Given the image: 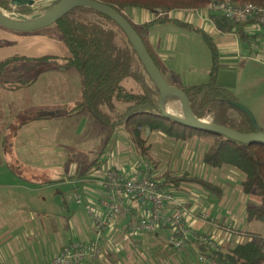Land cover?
<instances>
[{
    "label": "crops",
    "instance_id": "0c3cea01",
    "mask_svg": "<svg viewBox=\"0 0 264 264\" xmlns=\"http://www.w3.org/2000/svg\"><path fill=\"white\" fill-rule=\"evenodd\" d=\"M211 14L204 7L194 11L171 12L170 17L178 21L169 19L153 23L148 29L147 39L160 62L166 67L169 77L177 76L185 85H196L208 82L212 71L213 55L204 39L205 32L217 46L218 82L236 91L243 64L248 68L254 62L264 65V32L250 21L245 25L248 36L242 39L235 30L222 31ZM131 15L135 23L153 19L152 13L143 10H133ZM39 56L44 55L29 57ZM41 80L43 83H40ZM36 83L42 88L35 87ZM13 87L18 88L15 85H4L0 89L12 90ZM32 90L38 102L40 101V105L33 108L52 109V113L36 115L28 111L27 102L21 100L16 102L18 109L14 114L0 115V264H45L64 245L79 239H97L102 248L99 258L86 260L83 264H219L201 251L196 242V234L214 237L221 246L235 245L248 238L249 231L242 227L249 222L246 211L249 206L260 204V197L244 193L239 178L232 180L228 176L224 181V178L212 181L198 174H191L187 168L179 173L169 171L173 176L184 172L197 175L211 182L216 188L185 181L180 182L177 187L169 186L173 189L178 203L193 211L188 223L196 234L191 232L187 235V242L182 249L177 250L167 244L168 230H130L128 222L140 214L133 201L130 202L131 211L121 215L102 231L95 229L91 215L87 212L89 208L103 211L101 201L105 192L104 172L112 166L133 174L135 166L140 165V160L132 159L131 165L127 166L121 160L115 159V151L112 150L105 160H87L86 157L78 161L71 159L64 172L65 178L38 181L35 177L39 176V170L54 169L60 172L65 168L61 165L31 166L30 161L38 157L35 152L45 155L58 153L56 155L62 158L63 149L74 150L82 147V139L92 145L96 143V147H103L108 141L109 133L106 129L103 131V126L108 125L103 124L88 109L71 112L82 101V78L74 68L54 64L42 70L34 80ZM168 96L164 98V106L171 112L172 105ZM10 102L8 101L9 104ZM119 105L116 103L117 107ZM41 117L44 118L42 124L36 123V126L43 128L38 132L32 131L33 126L29 127L30 121ZM77 117L81 118L80 126L75 131L71 130V133L67 132L64 126L67 127L66 123ZM52 127L54 131L51 130ZM82 128L98 131L94 135L101 133V140L89 141L85 137L92 140L95 136ZM67 133L69 137L65 136ZM152 134L148 133V139ZM45 135L46 137L41 138ZM32 139H42L40 145L43 150L40 151V147ZM149 144L151 145L150 142ZM30 146L34 147L32 151ZM139 157L147 159L141 153ZM150 164L153 166L154 175L160 177L162 173L155 170L154 164ZM229 173L237 172L230 168ZM60 186L59 192L66 201L72 196L76 200L77 193L84 196L81 204L87 211L60 208L52 212L46 208V203L61 202V198L59 200L48 194ZM205 190L216 195H208ZM174 210L173 205L168 208L169 212ZM202 210L209 211L211 217L217 218L218 225L210 221H200L198 214ZM232 223L233 230H227L226 225ZM199 255L207 256L208 260L200 261Z\"/></svg>",
    "mask_w": 264,
    "mask_h": 264
},
{
    "label": "trees",
    "instance_id": "16d2710c",
    "mask_svg": "<svg viewBox=\"0 0 264 264\" xmlns=\"http://www.w3.org/2000/svg\"><path fill=\"white\" fill-rule=\"evenodd\" d=\"M58 1L60 0H52L43 8L41 14ZM95 1L116 9L130 22L168 83L186 93L198 118H210L209 121L242 133L262 131L257 121L254 122L246 111L236 106L235 103L239 101L234 92L218 82L217 46L208 34L204 32L203 36L212 51V71L208 82L196 85H185L177 76L169 77L166 67L149 45L147 32L153 23L169 19L178 21L169 14L175 11L201 9L206 6L208 0ZM235 1L264 4V0ZM10 2L11 0H0V8L28 17L34 14L31 6L14 7ZM133 10L148 11L152 13L153 19L144 23H135L131 15ZM211 16L222 31L235 30L242 39L247 38L245 25L250 21L234 22L219 13H212ZM53 25L57 26L61 33L66 46L65 52L59 56L18 55L0 62V88L5 85L1 80L8 67L19 60L27 63L29 79L20 78L11 81L7 86L20 87L23 82L31 84L42 70L54 64L74 68L82 78V101L71 112L88 109L105 125L125 126L141 154L156 167L159 162L150 153L148 133L159 132L184 143H196L197 140H202L203 162L206 165L233 169L241 176L240 185L243 192L260 197V204L247 208L248 221L254 219L264 221V144L242 143L219 133L192 128L166 115L161 108L160 93L131 41L119 25L104 12L86 6L75 7ZM116 103L120 104L117 115ZM156 178L167 187H177L180 182L185 181L216 188L211 182L188 172L173 176L168 170ZM171 190L173 191L172 188ZM248 234L245 241L231 246L219 245L218 248H213L198 239L196 242L202 252L219 264H264V248L258 242L260 235L252 232Z\"/></svg>",
    "mask_w": 264,
    "mask_h": 264
},
{
    "label": "rangeland",
    "instance_id": "374dc122",
    "mask_svg": "<svg viewBox=\"0 0 264 264\" xmlns=\"http://www.w3.org/2000/svg\"><path fill=\"white\" fill-rule=\"evenodd\" d=\"M52 2V0H38L35 9H33L34 16L40 15L43 8L49 5ZM2 12L6 14L7 16L14 17H20L19 13L15 11H6L1 8ZM32 15V16H33ZM29 16V17H32ZM28 17V16H27ZM208 44V42H206ZM66 46L62 39L61 33L57 26L51 25L49 27H46L44 29H41L39 31L35 32H18L14 30L7 29L0 25V62L7 60L11 57L15 56H36V55H45V54H58L61 55L65 52ZM27 80L29 79V73L27 68V63L24 60H19L11 64L5 74L2 77V83L4 82L5 85L8 83L11 84V81H16L18 79ZM34 82V81H33ZM33 82L31 84H28L26 82H23V86L20 85L17 89L12 90H6V89H0V115H12L14 114L18 106L16 105L17 101H25L27 102V109L28 111L40 115L41 114H48L52 113V109H40L35 110L33 107L36 105H40V101L38 102V99L35 95H33ZM40 83H43L41 80ZM127 84V83H126ZM22 86V87H21ZM39 86V83H36L35 87ZM2 87V86H1ZM236 98L238 99L239 103L246 106L254 115L258 125L260 126L262 132H264V65L254 62V64H251L249 68L246 65H242L241 73L239 75V81H238V87L236 88V91H233ZM170 101V104L172 105V111L171 113L179 116H183V110H182V102L180 98L177 96H168ZM8 101H11L10 104ZM48 101V99H46ZM120 111V105L117 107V111L115 112L116 115ZM43 117L36 118L32 121H30L31 124H29V127H32V131L35 132L41 131L43 127L36 126V123L42 124L41 121H43ZM49 119V118H47ZM80 117L70 119L69 122L66 123L67 132L71 133L72 131H75V128L80 126ZM211 120L210 118H207V120ZM45 121V120H44ZM82 125V123H81ZM85 125V124H84ZM61 128V126H60ZM86 132H92L94 133L98 132L94 129H85L82 128ZM103 131H108L109 136L107 137L108 141L107 143L101 147H96V143H89L88 141H85V139H82L83 144L81 143L82 147H77V149H63L61 154L63 157L56 155L58 153H52L49 154H38L35 152V154L38 157H34L32 161H30V165L34 166H43L47 167L50 165H61L63 170L59 172V170H46L43 169V171L39 170V176L35 177L38 181H47V180H60L62 178H65V170L68 167L69 162L71 159L73 161H78L80 158L86 157L87 160H93L96 158H99L101 160H105L108 158V155L112 152V150L115 151V159L121 160L124 164L127 166L131 165L132 159L134 161H139V153H141L140 149L136 146L135 142L132 140L128 130L125 126H122L120 124H117L115 127L113 126H103ZM53 130V127L51 128ZM54 131V130H53ZM69 133H67L65 136H67ZM71 136V135H70ZM82 136L85 137L84 134ZM95 137L91 139L85 137L89 141H98L101 140V133H98L97 135H94ZM45 136H41V138H44ZM197 140V139H196ZM148 141L151 143L150 152L152 156L159 161V164L157 167H155V170L157 172H160L163 174V172H166L167 170H171L175 173H179L185 170H187L191 174H198V176L204 177L208 180H218L219 178H224L223 181L228 178L235 180V178L241 179L240 174H231L230 168L228 167H222V168H214L206 165L203 162V148L204 145L203 141L197 140L196 143L194 142H187L184 143L183 141H176L172 138L165 137L163 134L159 132H153L152 136H149ZM32 142H35V145L40 147V151L43 150L42 139L41 141L38 139H32ZM32 143V145H33ZM88 143V144H86ZM44 144H47L44 142ZM85 144V145H84ZM98 146V145H97ZM30 151L34 149L33 146H30ZM64 148V147H63ZM71 148V147H69ZM137 148V149H136ZM55 149V148H54ZM139 152V153H138ZM199 157H201L199 159ZM147 160V159H146ZM148 161V160H147ZM149 162V161H148ZM189 163V164H188ZM229 173V174H228ZM192 184V183H191ZM233 184V183H232ZM61 189L57 187V189H52L48 192V194H52L53 197H57V199L61 202H54L51 204L46 203L45 207L50 209L52 212H56L58 209L62 208V210L74 209L76 211H83L86 212L85 206L82 204L76 202V200L72 197L68 198L69 201L64 200L63 196H61V192L59 190ZM202 190V189H201ZM208 195H211L213 193H210L208 190H205ZM47 193V192H45ZM195 193V192H194ZM210 193V194H209ZM216 194H213L215 196ZM84 198V196H82ZM85 204V200H84ZM89 214V212H87ZM243 228L247 229L249 232L257 233L260 235V238L258 239L259 244L264 248V221L261 220H251L245 226H242Z\"/></svg>",
    "mask_w": 264,
    "mask_h": 264
},
{
    "label": "built area",
    "instance_id": "2783aa9c",
    "mask_svg": "<svg viewBox=\"0 0 264 264\" xmlns=\"http://www.w3.org/2000/svg\"><path fill=\"white\" fill-rule=\"evenodd\" d=\"M208 13H219L234 22L251 21L264 32V4L235 0H208L204 7ZM20 17L22 14H17ZM153 167L146 159H140L133 174H128L117 167H108L104 172V198L101 201L103 211H94L89 208L93 225L98 231L110 226L121 215L132 210L130 202H135L139 215L131 219L127 226L134 232H152L168 230L166 242L177 250L186 244L189 233L196 234L188 223L193 211L178 203L174 192L164 186L153 173ZM83 201L80 194H76V202ZM129 203V204H127ZM173 205L175 210L169 212ZM202 222H212L218 225L219 221L211 217L210 212L202 210L198 214ZM234 225H226V229L233 230ZM198 240L218 248L219 243L214 237L196 234ZM102 255L101 244L97 239L74 240L64 245L59 253L45 264H83L86 260L96 259ZM200 261H207L208 257L199 255Z\"/></svg>",
    "mask_w": 264,
    "mask_h": 264
},
{
    "label": "water",
    "instance_id": "95a60500",
    "mask_svg": "<svg viewBox=\"0 0 264 264\" xmlns=\"http://www.w3.org/2000/svg\"><path fill=\"white\" fill-rule=\"evenodd\" d=\"M37 1L38 0H11L10 4L14 7L31 6L36 11L35 5ZM79 6L91 7L104 12L111 19H113L127 35L133 47L135 48L139 59L145 67L149 77L160 93L161 108L166 115H169L173 119L182 122L183 124L192 128L219 133L226 136L227 138L242 143L264 144V132L262 131L255 133H242L235 129L209 121L207 119L198 118L193 112L191 102L186 93L179 87L169 84L165 79L138 32L122 14L108 5L102 4L95 0H60L45 13L36 16L33 15L32 17H27L26 15L22 14L23 16L21 17L13 18L12 16H7L0 11V25L7 29L18 32H35L55 24L71 9ZM167 95H174L180 98L182 102L184 117L176 116L165 109L164 98ZM235 104L237 107L242 108L244 111H246L251 116L253 121L256 122L254 115L246 106L242 105L239 102Z\"/></svg>",
    "mask_w": 264,
    "mask_h": 264
},
{
    "label": "bare ground",
    "instance_id": "6f19581e",
    "mask_svg": "<svg viewBox=\"0 0 264 264\" xmlns=\"http://www.w3.org/2000/svg\"><path fill=\"white\" fill-rule=\"evenodd\" d=\"M0 11L2 12V10L0 9ZM2 13H4V12H2ZM6 15V14H5Z\"/></svg>",
    "mask_w": 264,
    "mask_h": 264
}]
</instances>
